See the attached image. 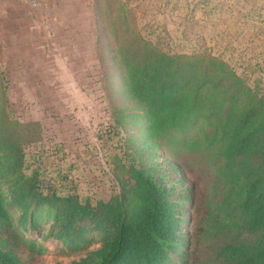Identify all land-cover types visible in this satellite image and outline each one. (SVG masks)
I'll use <instances>...</instances> for the list:
<instances>
[{"label":"trees","instance_id":"trees-1","mask_svg":"<svg viewBox=\"0 0 264 264\" xmlns=\"http://www.w3.org/2000/svg\"><path fill=\"white\" fill-rule=\"evenodd\" d=\"M207 2H185L176 46L215 39L214 9L195 17ZM93 4L132 102L112 110L114 191L83 195L66 169L49 168L40 123L10 113L0 71V264H23L19 250L42 254L48 243L74 256L66 264H264L262 63L247 49L238 59L164 50L126 1Z\"/></svg>","mask_w":264,"mask_h":264},{"label":"rangeland","instance_id":"rangeland-1","mask_svg":"<svg viewBox=\"0 0 264 264\" xmlns=\"http://www.w3.org/2000/svg\"><path fill=\"white\" fill-rule=\"evenodd\" d=\"M84 1L86 29H90L91 38L94 40L86 84L75 82V85H71L68 81L61 82L59 86L53 87L51 94L43 90L38 98L39 103L36 101L37 104H34L36 98L34 102L31 101V97L35 96L30 91L20 94L22 91L19 87L10 85L7 81L6 100L14 118L40 123L42 139L37 148L45 150L42 157L43 161L50 165L49 168L55 169L58 163L75 180L79 193L106 200L114 191L110 159L114 154L122 156V149L117 147V137L110 131V126L113 125L112 110L123 105L129 106L132 102L120 89L119 69L113 59L111 45L104 34V23L97 17L94 0ZM117 1L127 2V6L135 15L137 28L143 34L149 33V39L157 40L164 50L199 48L222 53L225 59L231 55L238 59L240 50L247 49L246 57H255L264 68V4L257 5L251 0H235L237 5H229L230 2L235 3L234 0H222L224 5L218 6L219 0H208L205 9H198L195 17L202 20L207 17L205 12L208 9H214L208 23L215 39H204V42L192 40L184 46H176L174 38L186 12L185 2L191 5L198 0H180L181 9L179 6L175 9L170 7L175 0H153L154 4H150L151 0ZM169 2L173 4L169 6ZM44 4L45 0L39 7L43 8L42 25L50 26L51 20H55L56 15L64 9L53 3L43 7ZM46 13L51 16L49 19L44 18ZM37 17L38 10H32L20 0H0V71L6 79L8 72L2 61V42L9 39L11 30H24L29 24L35 25ZM253 24L256 26L253 27ZM98 32L101 35L99 45L96 43ZM57 151L60 153L55 154ZM61 152L65 158L57 162V156H60ZM189 181L191 179L188 177L184 179L185 184ZM17 254L23 264H66L75 259L74 256L58 254L51 243L47 244L46 251L42 254L29 255L26 250H19ZM196 254L202 255L201 248L195 249L193 255Z\"/></svg>","mask_w":264,"mask_h":264},{"label":"crops","instance_id":"crops-1","mask_svg":"<svg viewBox=\"0 0 264 264\" xmlns=\"http://www.w3.org/2000/svg\"><path fill=\"white\" fill-rule=\"evenodd\" d=\"M251 1L257 5L264 4V0ZM52 3L62 6L64 10L56 15L55 20H51L49 31L42 29L41 7L35 25L29 24L24 30H11L9 39L2 42V61L8 72V84L19 87L22 91L20 94L30 91L35 96L31 97V101L34 102L36 98L34 104L39 103L38 98L43 90L51 94L53 87L59 86L61 82L86 84L87 72L90 70L94 40L90 29H86L85 1L45 0L43 7ZM151 3L154 4L153 0ZM172 4L169 2V6Z\"/></svg>","mask_w":264,"mask_h":264},{"label":"built area","instance_id":"built-area-1","mask_svg":"<svg viewBox=\"0 0 264 264\" xmlns=\"http://www.w3.org/2000/svg\"><path fill=\"white\" fill-rule=\"evenodd\" d=\"M22 3L26 4L28 7H30L32 10H38L41 4L43 3L44 0H20ZM51 16L46 13L44 18L49 19ZM44 29L49 30L50 26L49 24H45Z\"/></svg>","mask_w":264,"mask_h":264}]
</instances>
